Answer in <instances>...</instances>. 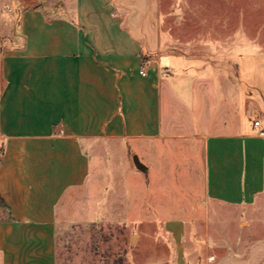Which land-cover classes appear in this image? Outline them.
<instances>
[{
    "label": "crops",
    "instance_id": "1",
    "mask_svg": "<svg viewBox=\"0 0 264 264\" xmlns=\"http://www.w3.org/2000/svg\"><path fill=\"white\" fill-rule=\"evenodd\" d=\"M146 7L0 0V264H58L60 225L102 220L156 228L140 264H264L258 88Z\"/></svg>",
    "mask_w": 264,
    "mask_h": 264
},
{
    "label": "rangeland",
    "instance_id": "2",
    "mask_svg": "<svg viewBox=\"0 0 264 264\" xmlns=\"http://www.w3.org/2000/svg\"><path fill=\"white\" fill-rule=\"evenodd\" d=\"M142 1L150 10L147 24L151 31L161 28L171 42L170 51L185 53L194 47L210 54L212 70L223 65L238 70L242 88L257 86L253 91L259 93L264 107V0ZM162 56L168 59L167 53ZM175 63L182 65L184 60L179 58ZM97 159L93 160L94 169ZM104 170L99 184L110 173V169ZM257 225V236L263 237V220ZM155 231L149 223L138 227L124 221L64 222L58 231V264H140L145 253L154 248L144 233Z\"/></svg>",
    "mask_w": 264,
    "mask_h": 264
},
{
    "label": "water",
    "instance_id": "3",
    "mask_svg": "<svg viewBox=\"0 0 264 264\" xmlns=\"http://www.w3.org/2000/svg\"><path fill=\"white\" fill-rule=\"evenodd\" d=\"M134 162H135L138 169H140L142 171H146L145 164L143 162H141L140 158L137 155L134 156Z\"/></svg>",
    "mask_w": 264,
    "mask_h": 264
},
{
    "label": "built area",
    "instance_id": "4",
    "mask_svg": "<svg viewBox=\"0 0 264 264\" xmlns=\"http://www.w3.org/2000/svg\"><path fill=\"white\" fill-rule=\"evenodd\" d=\"M142 73H143V74H146L145 70H142ZM255 125H256V126H261V121H260V119H256V120H255ZM260 134H261V135H264V129H260Z\"/></svg>",
    "mask_w": 264,
    "mask_h": 264
}]
</instances>
